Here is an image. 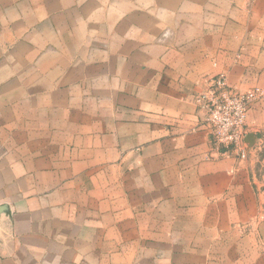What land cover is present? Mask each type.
I'll use <instances>...</instances> for the list:
<instances>
[{
	"label": "crops",
	"instance_id": "1",
	"mask_svg": "<svg viewBox=\"0 0 264 264\" xmlns=\"http://www.w3.org/2000/svg\"><path fill=\"white\" fill-rule=\"evenodd\" d=\"M219 72L264 88V0H0V264H264Z\"/></svg>",
	"mask_w": 264,
	"mask_h": 264
},
{
	"label": "built area",
	"instance_id": "2",
	"mask_svg": "<svg viewBox=\"0 0 264 264\" xmlns=\"http://www.w3.org/2000/svg\"><path fill=\"white\" fill-rule=\"evenodd\" d=\"M264 96L261 87L239 89L227 82L226 74L210 77L209 85L193 95V102L203 112L209 128V141L222 155H247V117L250 105Z\"/></svg>",
	"mask_w": 264,
	"mask_h": 264
},
{
	"label": "rangeland",
	"instance_id": "3",
	"mask_svg": "<svg viewBox=\"0 0 264 264\" xmlns=\"http://www.w3.org/2000/svg\"><path fill=\"white\" fill-rule=\"evenodd\" d=\"M259 102H264V96L253 103ZM246 131L250 139L245 160L249 161L252 166V176L255 180L254 185L257 187V191L261 194V199L264 201V120L259 124H248L247 122Z\"/></svg>",
	"mask_w": 264,
	"mask_h": 264
},
{
	"label": "water",
	"instance_id": "4",
	"mask_svg": "<svg viewBox=\"0 0 264 264\" xmlns=\"http://www.w3.org/2000/svg\"><path fill=\"white\" fill-rule=\"evenodd\" d=\"M249 139H250V136L247 135V136H246V141L249 142ZM5 210H6V207H4V206H0V212H1V211H5Z\"/></svg>",
	"mask_w": 264,
	"mask_h": 264
}]
</instances>
